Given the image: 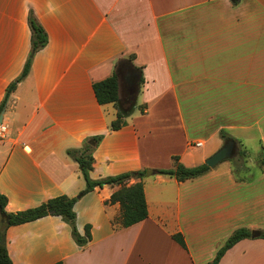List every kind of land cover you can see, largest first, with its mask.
Instances as JSON below:
<instances>
[{
  "label": "crops",
  "instance_id": "crops-1",
  "mask_svg": "<svg viewBox=\"0 0 264 264\" xmlns=\"http://www.w3.org/2000/svg\"><path fill=\"white\" fill-rule=\"evenodd\" d=\"M31 14L48 44L3 111L0 194L8 213L83 192L87 182L68 150L93 137L103 136L95 181L171 169L174 156L201 165L224 145L221 131L264 149V0H0V108L31 55ZM122 63L121 106L127 70L139 92L126 125L113 131L119 105H100L94 84ZM133 67L142 71L139 86ZM238 131L258 136L238 140ZM213 139L216 147L197 151ZM263 161L250 159L241 176L233 163L185 182L133 176L127 186L143 183L148 218L129 228L120 203H110L121 186L95 188L74 206L79 234L91 235L85 246L50 215L10 227L9 256L13 264H209L238 229L264 231ZM220 264H264V240L238 242Z\"/></svg>",
  "mask_w": 264,
  "mask_h": 264
},
{
  "label": "trees",
  "instance_id": "trees-1",
  "mask_svg": "<svg viewBox=\"0 0 264 264\" xmlns=\"http://www.w3.org/2000/svg\"><path fill=\"white\" fill-rule=\"evenodd\" d=\"M29 21L32 29L31 55L26 63L22 75L9 86L6 98L0 108V115L4 111L6 104L10 98V95L16 90L18 84L28 77L31 70L32 60L35 54L45 48L48 44V36L33 14L30 15ZM129 60L133 62V57H131ZM123 68L124 64H119L117 70L111 77L94 84V91L100 105H116L120 101V78L118 71ZM133 68L135 71H138L140 73L139 85L143 84L144 78L142 77L141 69H137L135 67ZM138 92L139 87L137 89L134 85L131 89L126 91L125 101H123V105H125L126 110H128V107L133 106L134 101L137 98ZM124 118L125 116L123 115V113L119 111L117 119L114 120L111 124V129L113 131H117L124 127L126 125V121ZM223 132L224 131H221V133ZM223 138L226 139L224 135ZM102 139L103 136L93 137L86 140L82 148L68 150V155L79 164L80 169L87 182L86 189L81 192L77 197L70 198L68 196L63 195L51 199L37 208H33L23 212L8 213L6 211L8 199L6 196L0 194V212L3 216V222L0 224V264H13L8 253L6 237L7 230L10 227L34 222L50 215L60 216L63 218L64 221L69 223L72 226V234L76 243L79 246H85L91 239V235L89 229L87 231L86 238L82 237L79 234L75 225L76 213L74 211V206L79 198L93 191L95 188H103L105 186H121L120 189L112 195L110 203H120V222L124 228H129L148 218V206L143 183L138 182L134 185L127 186V182L133 176H136L135 178L142 179L145 177L146 172H139L136 175H133L132 173H125L115 177H108L97 181L92 180L90 178V172L92 171L94 164L93 154ZM172 162L173 167L171 169L159 170L157 171V174L175 178L178 182H185L203 176L211 170V168L205 163L195 167H187L180 162V158L178 156H174L172 158ZM173 238L180 246L186 248L184 237L181 234H177ZM244 239L264 240V231H253L246 228L238 229L227 240L225 245L218 251L215 259L209 264H220L226 252L232 247H234L238 242ZM56 264L64 263L59 262Z\"/></svg>",
  "mask_w": 264,
  "mask_h": 264
},
{
  "label": "rangeland",
  "instance_id": "rangeland-1",
  "mask_svg": "<svg viewBox=\"0 0 264 264\" xmlns=\"http://www.w3.org/2000/svg\"><path fill=\"white\" fill-rule=\"evenodd\" d=\"M123 109L126 110L125 105L122 106ZM140 109L138 108L137 112L139 113ZM7 120V119H5ZM239 133H237L236 137L238 138V140H242L245 136H251L252 134H255L256 131L250 132L249 134H247L246 132H242V131H238ZM228 131H224L223 133H220V138L223 139V142L225 144L226 139L231 138L230 135H228ZM223 135L226 137L223 138ZM256 135L258 136V134L256 133ZM216 142V143H215ZM238 142V148H239V154L238 157L235 159H229L226 161H223L222 163H220L218 165V167L221 165L222 168L226 167V165H231V163H233L234 168H235V172L238 175H242L244 173V171L246 172L247 170V162L251 159V161H254L257 159L258 164H261L262 161L264 160V149H263V144L259 141V140H254V141H250L248 143V148H246L243 144H241V141H237ZM218 143V140L216 141V139L210 140L207 142L205 148H201L198 149L197 151H209L212 150L214 147H216ZM224 145H222L223 147ZM221 147V148H222ZM254 174H257V170L253 171Z\"/></svg>",
  "mask_w": 264,
  "mask_h": 264
},
{
  "label": "water",
  "instance_id": "water-1",
  "mask_svg": "<svg viewBox=\"0 0 264 264\" xmlns=\"http://www.w3.org/2000/svg\"><path fill=\"white\" fill-rule=\"evenodd\" d=\"M231 1H235V0H231ZM118 73H119V78H121L119 71H118ZM137 78H138L137 79L138 83H136V85L139 86V82H140V73L139 72H138ZM136 103H137V98L135 99L133 106L129 110L130 113L135 109ZM118 105H119L120 111L123 113V115L125 117H128V115H129L128 111L123 109V107L120 104V101L118 102ZM3 116H4V112L0 116V123H2V121H3ZM238 152H239V149H238V145H237L236 141L233 139H230V140L226 141L224 146L218 152H216L213 156H211L205 162V164L208 165L211 169H213V168L217 167L223 161L235 158L238 155ZM156 174H157V172L154 170H147L146 171V175L148 177H151V176L156 175ZM2 222H3V216L0 212V224Z\"/></svg>",
  "mask_w": 264,
  "mask_h": 264
},
{
  "label": "built area",
  "instance_id": "built-area-1",
  "mask_svg": "<svg viewBox=\"0 0 264 264\" xmlns=\"http://www.w3.org/2000/svg\"><path fill=\"white\" fill-rule=\"evenodd\" d=\"M9 126L4 121L0 123V143L3 142L8 134ZM204 144L202 142L196 143V147H202Z\"/></svg>",
  "mask_w": 264,
  "mask_h": 264
},
{
  "label": "flooded vegetation",
  "instance_id": "flooded-vegetation-1",
  "mask_svg": "<svg viewBox=\"0 0 264 264\" xmlns=\"http://www.w3.org/2000/svg\"><path fill=\"white\" fill-rule=\"evenodd\" d=\"M126 74H128V76L125 79V85H126V90H127V89H131L133 87L136 76L134 73L128 72V70H127Z\"/></svg>",
  "mask_w": 264,
  "mask_h": 264
}]
</instances>
